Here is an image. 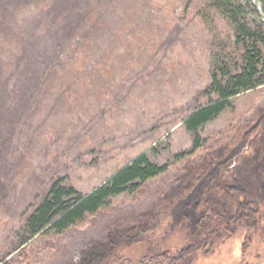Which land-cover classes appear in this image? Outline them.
I'll return each instance as SVG.
<instances>
[{
    "label": "rangeland",
    "instance_id": "1",
    "mask_svg": "<svg viewBox=\"0 0 264 264\" xmlns=\"http://www.w3.org/2000/svg\"><path fill=\"white\" fill-rule=\"evenodd\" d=\"M233 5L239 22L264 30V0ZM231 17L218 0H0V264H79L176 184L197 134L214 146L240 139L264 108V85L231 96L197 134L185 124L218 100L213 74L240 67ZM144 152L169 170L63 232L31 235L28 219L53 183L89 194ZM253 198L256 219L196 252L195 264H264V193ZM171 223L97 264H156L162 255L164 264L192 242Z\"/></svg>",
    "mask_w": 264,
    "mask_h": 264
},
{
    "label": "trees",
    "instance_id": "2",
    "mask_svg": "<svg viewBox=\"0 0 264 264\" xmlns=\"http://www.w3.org/2000/svg\"><path fill=\"white\" fill-rule=\"evenodd\" d=\"M218 1L231 13L236 43L243 47L242 61L238 71L228 77L222 74L224 78L220 79L218 74L224 73L228 64L213 74L212 87L218 92V100L197 108L185 120L187 128L196 134L204 123L226 108L231 96L264 85V30L239 22L234 13L238 16L242 9L233 5V0ZM239 137L235 142L214 146L206 144L197 134L194 149L176 184L140 217L137 226L118 225L110 230L106 243H95L85 249L79 264H97L139 232L149 234L164 221L185 226L192 240L187 250L164 264H195L196 252L223 243L235 232L238 223L253 222L259 213L253 197L264 193V108ZM183 156L179 154L175 159ZM169 168L168 163L151 162L144 152L89 194L56 181L28 219L27 229L31 235L51 229L63 232L98 213L112 197L137 187L138 182L166 173ZM175 222L171 225H176ZM165 258L170 259L168 254Z\"/></svg>",
    "mask_w": 264,
    "mask_h": 264
},
{
    "label": "flooded vegetation",
    "instance_id": "3",
    "mask_svg": "<svg viewBox=\"0 0 264 264\" xmlns=\"http://www.w3.org/2000/svg\"><path fill=\"white\" fill-rule=\"evenodd\" d=\"M160 262H162V261H160V259L159 260L156 259V264H162ZM163 263H166V262H163ZM153 264H155V262Z\"/></svg>",
    "mask_w": 264,
    "mask_h": 264
}]
</instances>
